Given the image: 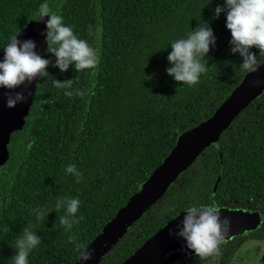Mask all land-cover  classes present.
<instances>
[{
    "label": "trees",
    "instance_id": "obj_1",
    "mask_svg": "<svg viewBox=\"0 0 264 264\" xmlns=\"http://www.w3.org/2000/svg\"><path fill=\"white\" fill-rule=\"evenodd\" d=\"M43 3L98 50L100 63L94 76L78 73L74 66L62 73L45 40L41 56L52 61L49 77L39 79L25 126L12 135L10 157L0 166V264H11L17 254L15 239L29 222L36 223L31 210L37 207L49 213L33 228L42 243L30 253L29 264H75L76 243L89 245L141 189L178 137L209 119L248 73L240 68L241 56L231 52L226 13L215 17L224 0H0V50L21 31L46 27L38 16ZM203 22L217 42L206 57L208 72L189 87L167 74L172 67L168 55L173 41ZM252 51L258 66L263 64L259 50ZM54 80L74 84L59 89ZM77 90L85 94L76 95ZM68 165L82 172L80 183L66 172ZM67 197L81 201L78 216H84L71 232L59 222L64 210L55 208L57 198ZM193 204L256 211L260 224L251 238L261 242L264 252V93L100 264H121ZM73 235L75 242L70 243ZM233 248L224 249V264L235 255ZM206 261L192 255L175 264Z\"/></svg>",
    "mask_w": 264,
    "mask_h": 264
},
{
    "label": "clouds",
    "instance_id": "obj_2",
    "mask_svg": "<svg viewBox=\"0 0 264 264\" xmlns=\"http://www.w3.org/2000/svg\"><path fill=\"white\" fill-rule=\"evenodd\" d=\"M222 13H226V27L232 36L231 52L234 55L239 54L243 60L241 70L256 72L259 61L252 49H258L259 56H264V0H224L223 7L215 8V17L218 19ZM38 16L40 21L45 17L50 18L46 23V43L47 52L56 58L54 66L62 73L68 72L74 66L78 73L89 72L94 76L100 63L98 50L87 40L79 38L70 26L65 25L63 17L53 12L48 3L40 5ZM18 35L12 36L3 47L4 55L0 60V89L9 92L6 98L9 109L27 102V97L15 90L49 77L48 68L52 63L37 53L34 41H21ZM216 42L208 23H200L186 37L171 43L172 51L168 60L172 67L167 69V74L182 85L196 86L201 76L209 70L206 57ZM53 83L56 88L68 90L72 89L74 81L54 80ZM255 83L259 86L261 82ZM64 94L74 95L73 91H65ZM75 94L83 96L85 93L77 90ZM66 172L73 175L77 183L83 180L82 172L75 165H68ZM80 206L81 201L78 198H57L55 208L57 212L64 210V215L59 216V222L66 232H71L75 225L84 220L83 215L78 216ZM48 213L46 208L37 207L31 210L36 223L29 222L22 234L15 239L17 254L12 258L11 264H29L30 253L42 243L41 237L37 236L33 228L35 224H43ZM230 228L231 221L221 216L215 204H193L185 209L180 230L169 234L183 238L186 247L200 260H208L220 254ZM75 239L74 235L70 236L69 242L73 243ZM75 246L79 253L77 259L82 264H87L94 258V250L89 251L87 244L76 243Z\"/></svg>",
    "mask_w": 264,
    "mask_h": 264
},
{
    "label": "water",
    "instance_id": "obj_3",
    "mask_svg": "<svg viewBox=\"0 0 264 264\" xmlns=\"http://www.w3.org/2000/svg\"><path fill=\"white\" fill-rule=\"evenodd\" d=\"M49 17L44 18L47 23ZM35 23L32 22L31 25ZM47 27H40L34 31L23 30L19 33L21 41L32 40L36 44V51L42 55L45 50ZM4 55L0 50V60ZM38 81L31 85L16 89L27 97L26 103H20L14 109L6 105L8 90L0 89V166L4 165L9 157V143L14 133L21 132L25 126V119L30 113ZM256 81H260L259 86ZM15 92L12 94L14 95ZM264 93V63L258 66L254 73H247L242 82L231 92L224 102L216 109L213 115L196 127L182 133L175 147L169 155L149 175L141 189L120 208L88 245L89 251L94 250V258L87 264H100L102 259L126 235L130 227L142 217L178 177L185 172L210 145L216 143L220 135L227 130L236 117L246 109L255 99ZM217 185L214 187V191ZM221 216L231 221L230 232L226 241L244 233L254 230L259 223L257 215L246 214L243 209L217 208ZM185 213L180 214L172 222L161 228L151 236L135 253L125 259L121 264H175L183 258L195 253L186 247V241L170 232H178ZM75 264H82L76 260Z\"/></svg>",
    "mask_w": 264,
    "mask_h": 264
},
{
    "label": "flooded vegetation",
    "instance_id": "obj_4",
    "mask_svg": "<svg viewBox=\"0 0 264 264\" xmlns=\"http://www.w3.org/2000/svg\"><path fill=\"white\" fill-rule=\"evenodd\" d=\"M243 210L245 211L246 214L251 216V220L253 219L254 215H257L256 217L259 218V220L257 221L260 224V215H258L256 211H252L249 213L247 212V210L245 209ZM256 229L257 228H255L254 230L248 231L241 236H237L231 240L226 241L224 244H222L223 246H221L222 248H221L220 254L215 257L209 258L206 262L208 263L213 260L215 264H224V256H225L224 249L227 246H231V247H234L233 249L235 250V255H231L229 257L228 264H245L248 262L249 264H251L254 261L253 259L254 256L256 257V259H258L260 264H263L264 252L261 249H254L255 243L257 244V246L260 247L261 245L259 244L260 241H256L251 238V233L254 232ZM248 238L249 240H247ZM241 253H243V255H240ZM245 254L246 256H244Z\"/></svg>",
    "mask_w": 264,
    "mask_h": 264
},
{
    "label": "rangeland",
    "instance_id": "obj_5",
    "mask_svg": "<svg viewBox=\"0 0 264 264\" xmlns=\"http://www.w3.org/2000/svg\"><path fill=\"white\" fill-rule=\"evenodd\" d=\"M254 247H255L254 249H261L260 247L257 246L256 243H255V246ZM243 250H245V249H243ZM240 255H243V253H241ZM244 256H246V254ZM253 259H254V261L251 264H260L259 261H258V259H256L255 256L253 257ZM206 264H215V262L212 260L211 262H208ZM245 264H249V262L248 263H245Z\"/></svg>",
    "mask_w": 264,
    "mask_h": 264
}]
</instances>
